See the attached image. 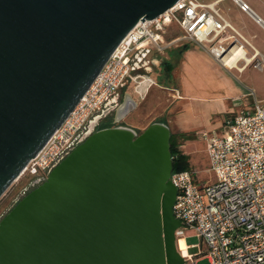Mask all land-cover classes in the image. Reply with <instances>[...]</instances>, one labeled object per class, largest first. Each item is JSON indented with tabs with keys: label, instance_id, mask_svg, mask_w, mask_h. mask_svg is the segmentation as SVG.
<instances>
[{
	"label": "water",
	"instance_id": "water-1",
	"mask_svg": "<svg viewBox=\"0 0 264 264\" xmlns=\"http://www.w3.org/2000/svg\"><path fill=\"white\" fill-rule=\"evenodd\" d=\"M177 1L0 0V198L123 37ZM137 106L127 91L116 122ZM98 119L0 220V264H184L170 124Z\"/></svg>",
	"mask_w": 264,
	"mask_h": 264
},
{
	"label": "built area",
	"instance_id": "built-area-1",
	"mask_svg": "<svg viewBox=\"0 0 264 264\" xmlns=\"http://www.w3.org/2000/svg\"><path fill=\"white\" fill-rule=\"evenodd\" d=\"M237 1L242 9L250 10L248 3ZM174 26L180 34L170 35ZM228 30L236 36L224 42L222 35ZM183 39L202 46L227 67H232L226 57L233 48L244 49L250 44L217 1L178 0L160 15L141 19L123 37L86 93L29 160L20 177L43 174L47 178L106 101L128 79L140 76L132 71L136 51L150 46L165 53ZM253 56L254 66L262 68L264 56L258 52ZM201 135L213 176L201 182L193 169L173 171L171 179L177 187L173 211L182 222L176 230L177 242L188 233L200 236L208 245V264H264V103L256 100L253 106L240 108L222 129L203 130ZM179 250L185 257L184 264H197L199 252L186 256Z\"/></svg>",
	"mask_w": 264,
	"mask_h": 264
},
{
	"label": "crops",
	"instance_id": "crops-1",
	"mask_svg": "<svg viewBox=\"0 0 264 264\" xmlns=\"http://www.w3.org/2000/svg\"><path fill=\"white\" fill-rule=\"evenodd\" d=\"M214 1H217V5L227 19L250 44H245L244 49L242 48L243 55L241 60L237 61L238 63H235L236 65L234 64L232 67L222 65L207 52H200L197 49L199 45L193 46L191 44L192 41L188 39L181 40L182 45L172 49L174 52L172 57H168L166 54L168 57L166 59L173 62L175 66L177 61L182 60L185 67V74L181 79L183 92L181 93L178 89V95H175L180 99V110L170 124L174 133H192L197 131L194 126L180 119L183 112L193 106L195 100L203 102L215 101L217 103L211 109V112H218L211 118L218 122V125L213 129H222L227 119L240 108L253 106L256 100L264 103V66L258 68L251 62L255 52L264 56V0H242L249 4L250 10L242 9L240 2L237 0H204L203 2ZM234 36H236V33L228 30L222 35V40L224 42L230 41ZM198 68L203 69V71H210L211 74L206 76L204 71L202 76H200ZM193 72H196V76L195 74L192 76ZM188 73L191 74L187 75ZM202 78L209 82L215 81L218 87H223L226 90L224 92L217 90L216 95H208L204 91L200 93L192 92L191 86L194 81ZM152 86H147L146 90H150ZM216 115H220L223 118L220 119ZM201 133L202 131L198 132L200 135ZM196 137L195 135L194 138Z\"/></svg>",
	"mask_w": 264,
	"mask_h": 264
},
{
	"label": "rangeland",
	"instance_id": "rangeland-1",
	"mask_svg": "<svg viewBox=\"0 0 264 264\" xmlns=\"http://www.w3.org/2000/svg\"><path fill=\"white\" fill-rule=\"evenodd\" d=\"M180 33L181 30L176 26L170 30V35H177ZM191 44L197 46L195 42H192ZM181 45V42H179L167 49L166 54L168 57L173 56V48L180 47ZM197 49L200 52H207L202 46L197 47ZM168 57L166 56L165 58ZM207 64L210 66L209 63ZM198 69L200 70V76H202L205 70L203 71L201 68ZM205 73L206 76L211 74L210 71H205ZM173 74L174 78L169 81L166 78L165 73L161 71V69H158L151 71L149 74H140L135 80L128 83V90L138 100V106L127 115L128 117L125 118L128 126L142 131L151 123L159 120H166L171 124L174 116L180 110V99L175 95H178V89L181 93L183 92L181 79L185 74V67L182 60L176 62ZM190 74L191 73H188L187 75ZM192 74V76H194V74L196 76V72H193ZM159 78H162L165 83L169 81V86L167 87L166 85L161 84L158 80ZM153 80H155L156 83H154ZM149 85L153 86L150 90H146ZM191 87V90L194 93L204 91V93H207L208 95H216L217 90H221V92L226 90L223 87H218V84L215 81L209 82L203 78L199 80L196 79ZM216 104L215 101L203 102L195 100L193 106L186 109L180 119L194 126L198 132L213 129L218 125V122L211 119L216 113H218H214V111L211 112V109L214 108ZM216 116H219L220 119L223 118L220 115ZM197 131L192 132L197 136L196 138L191 140H181L180 148L189 155L192 169L195 171L197 178L201 182H205L209 177H212L213 174L210 170L206 149L204 148L205 140ZM29 177L31 176L28 174L19 177L0 198V219L4 217L6 212L12 207V205H14L15 199L20 195L22 187L25 185ZM184 239L187 244L193 245L190 249L191 252L197 251L200 253V255L196 256V259L198 260L197 264H208L209 259L206 257V252L208 251L207 243L203 242L201 237L194 233L186 234ZM177 243L179 245V242Z\"/></svg>",
	"mask_w": 264,
	"mask_h": 264
},
{
	"label": "flooded vegetation",
	"instance_id": "flooded-vegetation-1",
	"mask_svg": "<svg viewBox=\"0 0 264 264\" xmlns=\"http://www.w3.org/2000/svg\"><path fill=\"white\" fill-rule=\"evenodd\" d=\"M165 57H166V52L159 53L155 48L150 47V46L144 49L138 50L133 54L132 71L133 73L139 74V75L149 74L151 71L158 70V69H161V71H163L165 62L167 60ZM130 81L131 79H128L120 87V89L106 101L102 110L92 117L94 118L95 116H99L95 130L105 128V127L115 126L118 124L127 125L125 118L128 116H126L121 122H116V118L118 115V110L125 100L126 92L129 91L127 85ZM88 124L85 127V129L82 131V133L73 142L72 144L73 147L79 144L82 138L89 132ZM45 179L46 177L43 174H40L34 177L32 176L29 177L25 185L22 187V191L20 195L15 199L14 205H12V207L6 212V214L17 204L19 200H21L32 189L40 185Z\"/></svg>",
	"mask_w": 264,
	"mask_h": 264
},
{
	"label": "trees",
	"instance_id": "trees-1",
	"mask_svg": "<svg viewBox=\"0 0 264 264\" xmlns=\"http://www.w3.org/2000/svg\"><path fill=\"white\" fill-rule=\"evenodd\" d=\"M174 68H175V65L173 64V62L167 59L165 62V66L163 68V72L165 73V76L169 81L173 79ZM158 80L161 84L169 86V81L165 83V81L162 78H159ZM194 137H195L194 133H179L178 134V133L172 132L171 150L173 153V160H174L173 171L192 169L190 157L187 153H185L180 148V145H181V140L193 139Z\"/></svg>",
	"mask_w": 264,
	"mask_h": 264
},
{
	"label": "bare ground",
	"instance_id": "bare-ground-1",
	"mask_svg": "<svg viewBox=\"0 0 264 264\" xmlns=\"http://www.w3.org/2000/svg\"><path fill=\"white\" fill-rule=\"evenodd\" d=\"M242 55H243L242 48L234 47L232 50V54L226 57V61L228 64L233 66ZM178 242H179L178 247L183 251L184 255L189 256L192 254V252L190 251L192 246L187 244L184 238H181Z\"/></svg>",
	"mask_w": 264,
	"mask_h": 264
}]
</instances>
